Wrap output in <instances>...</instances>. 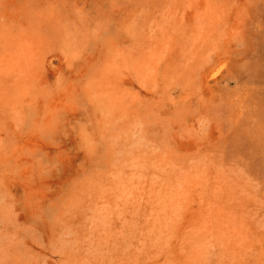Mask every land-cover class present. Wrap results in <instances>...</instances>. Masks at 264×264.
I'll return each instance as SVG.
<instances>
[{
  "label": "rangeland",
  "instance_id": "374dc122",
  "mask_svg": "<svg viewBox=\"0 0 264 264\" xmlns=\"http://www.w3.org/2000/svg\"><path fill=\"white\" fill-rule=\"evenodd\" d=\"M0 264H264V0H0Z\"/></svg>",
  "mask_w": 264,
  "mask_h": 264
}]
</instances>
